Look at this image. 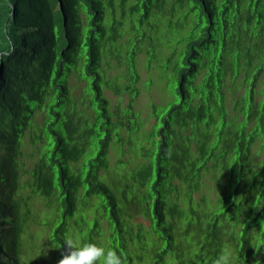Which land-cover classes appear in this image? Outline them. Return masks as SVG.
Instances as JSON below:
<instances>
[{
	"label": "trees",
	"instance_id": "obj_1",
	"mask_svg": "<svg viewBox=\"0 0 264 264\" xmlns=\"http://www.w3.org/2000/svg\"><path fill=\"white\" fill-rule=\"evenodd\" d=\"M69 236L264 264V0H0V264H57Z\"/></svg>",
	"mask_w": 264,
	"mask_h": 264
},
{
	"label": "clouds",
	"instance_id": "obj_2",
	"mask_svg": "<svg viewBox=\"0 0 264 264\" xmlns=\"http://www.w3.org/2000/svg\"><path fill=\"white\" fill-rule=\"evenodd\" d=\"M64 244L66 250L62 252L57 264H127V256L111 247L105 248L91 242L79 243L71 236L64 239ZM233 257V251L224 248L211 264H235Z\"/></svg>",
	"mask_w": 264,
	"mask_h": 264
},
{
	"label": "rangeland",
	"instance_id": "obj_3",
	"mask_svg": "<svg viewBox=\"0 0 264 264\" xmlns=\"http://www.w3.org/2000/svg\"><path fill=\"white\" fill-rule=\"evenodd\" d=\"M117 0H114L116 2ZM152 69V68H151ZM138 70L140 74V87L141 90L139 92V95L136 100V107L139 108L142 112L144 111L145 116H147V104L149 101L153 100L154 102H161V100L164 99L165 93L163 91L164 82H160L154 72V70H150L145 68L144 66V53L139 54L138 59ZM147 76L151 77V83L148 88H145L142 83L147 79ZM75 84V82H74ZM106 95L108 98L113 100V102L116 100L115 97L108 91L105 90ZM126 100V96L123 98ZM146 123H150V119L146 121ZM258 145V140L254 143V148L256 149V146ZM139 222H141L144 226L147 225V220L142 218L141 216L137 219ZM135 264H137L135 262Z\"/></svg>",
	"mask_w": 264,
	"mask_h": 264
}]
</instances>
